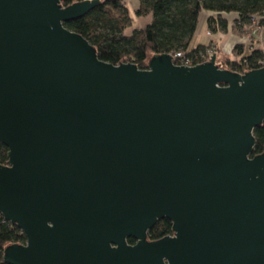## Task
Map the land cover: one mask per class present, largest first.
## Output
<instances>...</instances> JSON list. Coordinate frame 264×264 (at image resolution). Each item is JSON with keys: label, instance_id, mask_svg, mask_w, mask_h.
Masks as SVG:
<instances>
[{"label": "water", "instance_id": "1", "mask_svg": "<svg viewBox=\"0 0 264 264\" xmlns=\"http://www.w3.org/2000/svg\"><path fill=\"white\" fill-rule=\"evenodd\" d=\"M101 2L0 0V214L27 238L5 261L264 264V68L102 61L65 27Z\"/></svg>", "mask_w": 264, "mask_h": 264}, {"label": "trees", "instance_id": "2", "mask_svg": "<svg viewBox=\"0 0 264 264\" xmlns=\"http://www.w3.org/2000/svg\"><path fill=\"white\" fill-rule=\"evenodd\" d=\"M81 1L84 0H61L64 7ZM101 1L84 17L65 23V27L88 40L102 61L112 65L134 64L146 70L154 55L173 56L182 52L198 62L208 47H192V44L200 17L206 11L211 13L207 20L209 32L227 29L223 14H238L233 29L250 40V48L237 45L222 61L217 51L219 66L242 75L264 68L260 64L264 61V50L255 47L258 37L264 34V0H139L136 11L131 10L124 0ZM134 17H151V21L132 30ZM254 137L256 145L252 156L256 157L264 154V123L255 128ZM8 162V148L1 145L0 163L7 165ZM170 235H174L173 223L165 218L149 231L148 240L157 241ZM26 242L23 232L0 214V264H9L4 253L8 246ZM133 242V239L129 240L130 244Z\"/></svg>", "mask_w": 264, "mask_h": 264}, {"label": "crops", "instance_id": "3", "mask_svg": "<svg viewBox=\"0 0 264 264\" xmlns=\"http://www.w3.org/2000/svg\"><path fill=\"white\" fill-rule=\"evenodd\" d=\"M125 1V0H124ZM128 6L131 8L130 5H132L131 10L136 11L139 7V0H128ZM211 17V13L203 12L200 17V24L198 31L196 33V36L193 40L192 47H195L197 45H204L209 47L211 44L216 46L218 52H219V58L220 61H222L225 57L230 56L234 50V48L237 45H245L246 48H250V40L249 37L240 36L239 34L235 33V30L233 29L235 26V22L239 19L238 14H223L222 18L225 19L228 23V27L226 30H220L216 33L209 32L207 28V20ZM142 18H138L137 23L133 21V29L141 28L146 25H148L151 21V17H147L148 21L146 23L142 22ZM205 32V34H204ZM264 34H261L258 37V40L255 44L256 48H260L264 50V46H262V37ZM207 37V43L202 42L203 38ZM209 38V39H208Z\"/></svg>", "mask_w": 264, "mask_h": 264}, {"label": "built area", "instance_id": "4", "mask_svg": "<svg viewBox=\"0 0 264 264\" xmlns=\"http://www.w3.org/2000/svg\"><path fill=\"white\" fill-rule=\"evenodd\" d=\"M214 53L217 54V50H216V46L214 45H210L205 54L204 55H201V58L199 57V61L197 62V59H196V62L194 61L195 59H193L192 57L182 53V52H178L176 53L175 55H173V63L176 65V66H186V67H193V66H197V65H200V64H203V63H206V62H209L211 57L214 55ZM262 66H264V61H262L260 63Z\"/></svg>", "mask_w": 264, "mask_h": 264}, {"label": "rangeland", "instance_id": "5", "mask_svg": "<svg viewBox=\"0 0 264 264\" xmlns=\"http://www.w3.org/2000/svg\"><path fill=\"white\" fill-rule=\"evenodd\" d=\"M127 1H128V0H125V1H124L126 5H128V2H127ZM138 5H140V2H139ZM130 6H131V8H132V5H130ZM134 20H135L134 22L137 23V20H138V19H137L136 17H134ZM141 20H142L143 23H146V21H148V18H147V17H144V18H142ZM130 31H131V30H130ZM204 34H205V32H204ZM208 39H209V38H208ZM207 41H208V40H207V37H204L203 40H202V42H204V43H207ZM261 45L264 46V36L262 37V44H261ZM216 50H217V48H216ZM217 51H218V50H217Z\"/></svg>", "mask_w": 264, "mask_h": 264}, {"label": "flooded vegetation", "instance_id": "6", "mask_svg": "<svg viewBox=\"0 0 264 264\" xmlns=\"http://www.w3.org/2000/svg\"><path fill=\"white\" fill-rule=\"evenodd\" d=\"M131 239H133V238H129V239H128V243H129V240H131ZM133 240H134L133 243L136 244V240H135V239H133ZM129 244H130V243H129ZM134 244H131V245H134Z\"/></svg>", "mask_w": 264, "mask_h": 264}]
</instances>
